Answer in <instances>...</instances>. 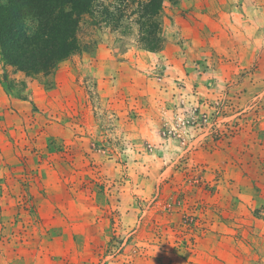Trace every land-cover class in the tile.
Segmentation results:
<instances>
[{"label": "rangeland", "instance_id": "rangeland-1", "mask_svg": "<svg viewBox=\"0 0 264 264\" xmlns=\"http://www.w3.org/2000/svg\"><path fill=\"white\" fill-rule=\"evenodd\" d=\"M163 28L48 74L0 56V264H264V0Z\"/></svg>", "mask_w": 264, "mask_h": 264}, {"label": "trees", "instance_id": "trees-1", "mask_svg": "<svg viewBox=\"0 0 264 264\" xmlns=\"http://www.w3.org/2000/svg\"><path fill=\"white\" fill-rule=\"evenodd\" d=\"M178 0H0V56L26 74H48L96 43L95 29L135 33L158 51L166 38L163 11ZM92 31V32H91ZM127 34V33H126ZM264 209V207L262 208ZM260 209L257 214H260Z\"/></svg>", "mask_w": 264, "mask_h": 264}]
</instances>
